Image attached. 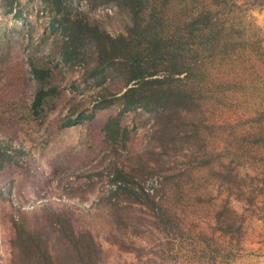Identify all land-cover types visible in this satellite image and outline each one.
I'll use <instances>...</instances> for the list:
<instances>
[{
    "label": "rangeland",
    "instance_id": "obj_1",
    "mask_svg": "<svg viewBox=\"0 0 264 264\" xmlns=\"http://www.w3.org/2000/svg\"><path fill=\"white\" fill-rule=\"evenodd\" d=\"M149 7L168 39L191 44L184 55L198 60L204 122L203 167L189 155L174 161L183 174L166 189L171 216L154 223L144 208L122 212L133 221H112L107 202L113 168L131 166L150 146L153 113L120 112L118 99L100 107L119 78H87V64L59 57L65 18L116 35L130 14L111 2L0 0V144L22 150L18 163L0 168V264H11L15 224L36 227L46 222L40 216H71L100 245V264H264V0H149ZM30 61L49 68L58 89L40 111L31 107ZM110 117L121 126L116 141L104 130ZM155 184L144 186L154 192ZM225 204L235 214L218 215Z\"/></svg>",
    "mask_w": 264,
    "mask_h": 264
},
{
    "label": "trees",
    "instance_id": "obj_2",
    "mask_svg": "<svg viewBox=\"0 0 264 264\" xmlns=\"http://www.w3.org/2000/svg\"><path fill=\"white\" fill-rule=\"evenodd\" d=\"M90 1L92 5L114 3L130 14L131 23L125 32L112 35L81 18H65L66 40L60 48V61L69 65L87 64V78L105 72L119 78L121 84L109 91L110 98L102 96L100 107L109 105L110 99H118L120 112L140 108L153 113L154 118L150 146L135 156L131 166L113 168L107 197L110 214L116 215L111 220L118 221L124 211L144 208L153 223L161 222L165 216H171L164 205L166 189L174 178L180 180L183 174L181 167L172 165L174 161L189 155L190 161L197 160L196 170L203 167L199 158V151L204 149L200 141L203 110L197 99L200 90L194 87L196 75L192 69L198 60L184 55L191 44L184 47L180 41L163 34L162 24L156 23L161 16L149 7V0ZM61 2L51 0L53 4ZM188 33L192 34L193 29ZM30 72L37 84L31 107L40 111L58 89L52 84L49 68L30 61ZM81 118V112L74 119L67 116L62 126H70ZM112 122L114 128L110 127ZM104 130L116 141L121 131L117 118H108ZM20 151L0 144V168L18 163ZM151 178L156 181L154 192L144 186ZM224 207L218 215L235 214L227 204ZM133 213L121 219L133 221ZM40 217L46 218V222L42 219L45 223H37L36 227L15 224L11 264H100V245L88 230H77L71 216Z\"/></svg>",
    "mask_w": 264,
    "mask_h": 264
}]
</instances>
